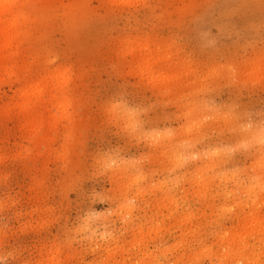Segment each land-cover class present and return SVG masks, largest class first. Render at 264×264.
Wrapping results in <instances>:
<instances>
[{
  "label": "rangeland",
  "instance_id": "1",
  "mask_svg": "<svg viewBox=\"0 0 264 264\" xmlns=\"http://www.w3.org/2000/svg\"><path fill=\"white\" fill-rule=\"evenodd\" d=\"M13 16L0 264H264V0H18Z\"/></svg>",
  "mask_w": 264,
  "mask_h": 264
},
{
  "label": "bare ground",
  "instance_id": "2",
  "mask_svg": "<svg viewBox=\"0 0 264 264\" xmlns=\"http://www.w3.org/2000/svg\"><path fill=\"white\" fill-rule=\"evenodd\" d=\"M17 2H18V0H0V23H1L0 24L1 25L0 26V54H4L5 52L9 51L11 49V47H12L13 42L15 41L14 39H16V37L18 36V29H19V26H20V23H21V20H22L23 17L22 16H20V17H14L13 16V8H14V6H15V4ZM149 55H151V54H148L147 56H149ZM152 56H153V54L151 56L147 57V59H148L147 63L145 64V66L143 65V68H144L143 71H144L145 74L147 72H149V68H147V67L149 65H151L153 60L155 59L154 56L153 57ZM150 72H151V70H150ZM37 84H40V83L33 84L32 88H31L32 95L29 96V98H27L24 101V103L21 104L22 106L28 107L29 104H31L34 99H39V98L43 99V96L45 94L44 93L45 88L43 86H39ZM257 201H260V200H257ZM263 203H264V200H263ZM256 216L258 217L259 215L256 214ZM260 217L264 218L261 215L257 219L254 217L255 218L254 222H256L257 220L259 221L261 219ZM251 219H252V217H251ZM261 221H259L258 223H260ZM262 222H261V225H262ZM255 225H256V223H254V225H253L254 226L253 227L254 228V232L251 231L250 233H255ZM261 225H259V226L261 227ZM248 228H249V226H248ZM251 229H252V227H251ZM257 229H258V227L256 228V230ZM244 231H245V229H244ZM256 233H258V232H256Z\"/></svg>",
  "mask_w": 264,
  "mask_h": 264
}]
</instances>
